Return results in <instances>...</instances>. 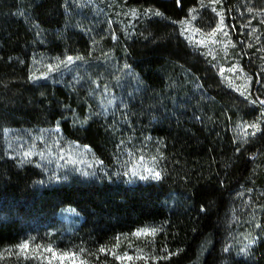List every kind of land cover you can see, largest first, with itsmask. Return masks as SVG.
<instances>
[{
	"label": "trees",
	"instance_id": "16d2710c",
	"mask_svg": "<svg viewBox=\"0 0 264 264\" xmlns=\"http://www.w3.org/2000/svg\"><path fill=\"white\" fill-rule=\"evenodd\" d=\"M200 1L127 4L179 20ZM65 2L0 0V121L13 125L17 118L58 127L69 139L91 147L101 166L86 180L37 187L36 169L20 167L0 153V252L36 239L66 257L62 264H193L202 240L212 234L214 245L203 264H222L219 225L230 196L245 186L264 190V173L259 172L264 121L249 142L237 132L241 121L264 109L261 72L244 57L257 107L250 106L216 74L209 78L210 71L195 62L184 43L183 49L170 43L144 51L136 47L131 59L136 87L127 96V107L101 113L89 92L97 77L83 78L90 87L82 82L36 84L30 77L40 59L73 55L70 46L86 44L80 32L65 29ZM223 2L231 14L234 0ZM169 62L190 69L201 90L182 87ZM149 145L158 178L132 176L130 158L137 159ZM66 207L79 214L69 231L58 225L57 214ZM226 264H264V241L255 244L252 257Z\"/></svg>",
	"mask_w": 264,
	"mask_h": 264
},
{
	"label": "rangeland",
	"instance_id": "374dc122",
	"mask_svg": "<svg viewBox=\"0 0 264 264\" xmlns=\"http://www.w3.org/2000/svg\"><path fill=\"white\" fill-rule=\"evenodd\" d=\"M64 13L65 29L80 32L86 44L83 48L70 46L68 50L73 55L40 59L30 77L36 84L82 82L89 87L90 82L83 78L97 77L89 92L92 99L98 100L95 109L101 113L123 110L128 105L127 96L136 87L131 63L133 48L144 51L167 43L181 49L184 43L194 54L195 62L210 71L209 78L216 74L223 86L250 106H256L251 96L253 79L243 67L244 57H249L262 74L264 92V0H234L231 14L223 0H201L179 20L167 19L152 7L128 5L127 0H66ZM169 63L182 87L201 90L190 69ZM14 121L13 125L0 121V153L20 167L36 169L40 175L35 182L37 187L86 180L101 166L91 147L69 139L58 127L32 125L17 118ZM263 121L264 109L259 108L256 117L239 123L237 132L249 142L259 135ZM150 147L137 159L130 158L132 176L157 178ZM261 162L259 172L264 173V156ZM57 215L64 231L79 220L77 211L69 207ZM219 227L222 264L233 258L252 257L255 244L264 241V190L245 186L233 192ZM32 240L3 249L0 264L8 258L19 264H62L66 259L59 257L50 245ZM213 245L214 235L207 234L193 264H203Z\"/></svg>",
	"mask_w": 264,
	"mask_h": 264
},
{
	"label": "snow or ice",
	"instance_id": "6c2138e0",
	"mask_svg": "<svg viewBox=\"0 0 264 264\" xmlns=\"http://www.w3.org/2000/svg\"><path fill=\"white\" fill-rule=\"evenodd\" d=\"M69 59H71V58H69ZM157 178H158V174H157Z\"/></svg>",
	"mask_w": 264,
	"mask_h": 264
}]
</instances>
